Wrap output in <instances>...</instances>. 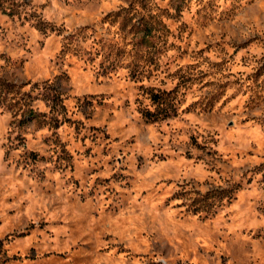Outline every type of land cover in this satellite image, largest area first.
<instances>
[{
	"label": "rangeland",
	"instance_id": "374dc122",
	"mask_svg": "<svg viewBox=\"0 0 264 264\" xmlns=\"http://www.w3.org/2000/svg\"><path fill=\"white\" fill-rule=\"evenodd\" d=\"M0 264H264V0H0Z\"/></svg>",
	"mask_w": 264,
	"mask_h": 264
},
{
	"label": "trees",
	"instance_id": "16d2710c",
	"mask_svg": "<svg viewBox=\"0 0 264 264\" xmlns=\"http://www.w3.org/2000/svg\"><path fill=\"white\" fill-rule=\"evenodd\" d=\"M167 93H164V92H153L152 95H151V98H152V101L153 102H156L157 105H160L162 104V102L164 103V105H161L160 108H157V110H154V111H150V110H143V114L149 118V119H157V118H161V117H164L166 115L169 114V111L170 109L168 108L169 105L167 104V100H166V95Z\"/></svg>",
	"mask_w": 264,
	"mask_h": 264
}]
</instances>
